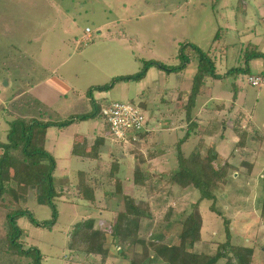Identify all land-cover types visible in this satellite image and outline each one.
Instances as JSON below:
<instances>
[{
	"label": "rangeland",
	"instance_id": "1",
	"mask_svg": "<svg viewBox=\"0 0 264 264\" xmlns=\"http://www.w3.org/2000/svg\"><path fill=\"white\" fill-rule=\"evenodd\" d=\"M87 27L91 32L86 31ZM185 43L210 52L225 101L236 100L232 97L237 94L238 109L233 113L230 108L225 110L224 119L218 124L219 135L209 143L224 156L235 151L233 162L237 164L241 158L245 159L246 153L255 154L257 162L259 148L264 150V85L253 86L248 77L250 73L264 70V59L252 56L257 50L264 53V0H0V72L6 71L12 82L10 87H4V81H0L2 99L8 102L5 107L55 122L93 113L80 126L75 124L64 132L55 128L48 130L52 139L57 141L59 136L63 140L56 153L53 174V187L58 193L54 199L56 217L51 205L37 200L34 187H29L26 193L12 192L0 200V264H36L39 254L30 250L34 248L40 252L41 264H130L129 257L111 255L103 263L99 255L74 254L68 247L71 234L82 222L91 221L97 227L110 228L117 212L125 207L124 192L137 199L144 197L149 203L150 217L141 220V237L175 243L183 223L191 224L195 220L200 236L195 251L215 252L227 240L228 229L234 244L254 247L253 264H264L260 198L264 190V151L257 164V190L252 186L241 196L255 199L254 202L248 199L242 205L249 206V211L254 210V215L248 218L236 217L235 201L224 198V186L228 184L214 186V199L200 200L198 188L182 189L169 183V177L177 170L178 150L171 146L170 155L163 156L170 161L160 159L155 165L161 146L151 133L137 151L132 144L114 141L106 163L88 168L86 173L95 185L93 203L83 198L79 185L75 184L79 181L78 171L89 164L71 158L69 148L73 135L79 129L87 128L94 134L102 128L110 136L99 111L100 104L105 101L139 104L141 95L145 94L152 104L150 107H156L157 91L163 79L151 76L141 85L138 80L119 81L108 90L94 86L111 84L121 74L139 73L147 61L178 65V54ZM198 64L199 59L194 55L188 66L195 68ZM57 66L75 89L52 108L27 90L31 82L49 75ZM151 67L159 71L156 66ZM184 71L174 72L178 74L171 82H176L175 77L182 79ZM189 100L190 97L187 107ZM2 107L0 102V111ZM193 124V128L197 126L194 121ZM233 125L243 130L244 126L248 127L245 150L235 147L238 140ZM203 128L206 132V127ZM195 130L182 146L186 155L195 149L199 140ZM177 134L161 135L160 140L174 145L184 136L182 132ZM139 154L145 158V163L139 165L155 182L156 190L150 198L134 182ZM118 160L115 171L114 163ZM230 172L228 176L234 179L235 170ZM20 208L29 210L36 222L27 215L21 216L17 225L23 235L17 245L10 246L8 214ZM20 247L24 252H18ZM127 254L131 256L130 251ZM217 264H225V260Z\"/></svg>",
	"mask_w": 264,
	"mask_h": 264
},
{
	"label": "trees",
	"instance_id": "2",
	"mask_svg": "<svg viewBox=\"0 0 264 264\" xmlns=\"http://www.w3.org/2000/svg\"><path fill=\"white\" fill-rule=\"evenodd\" d=\"M199 59L200 70L196 74L192 93L189 100V107H192L198 94L201 92L205 77L212 76L219 78L215 71V64L211 59L209 51H203L192 43H185L181 46L178 58L180 63L175 66H168L161 61H147L141 72L132 75H121L114 77L111 84L95 85V89L108 90L116 82L141 80L145 77L151 66H156L168 73L184 70L192 61L193 56ZM253 57L264 59V53L254 52ZM247 71V70H246ZM264 74V73H261ZM91 90V89H90ZM236 95H234V98ZM190 109V108H189ZM98 111V109H97ZM100 111V108H99ZM188 115L190 111H188ZM93 116V113L73 116L65 122H42L31 119L27 124L20 122V141L13 140L12 145H6L0 157V200L12 192L26 193L29 187L35 188L37 200L40 203L49 204L53 207L54 217L57 216V208L54 202L58 194L53 187V174L56 168L55 158L44 149V139L46 129L51 125L64 127L70 125L75 120H85ZM192 125L193 122L191 123ZM193 128V127H192ZM234 126V131L239 137L236 147L244 149L246 146V129ZM145 136L141 135V139ZM190 136L187 132L184 138L179 141L177 162L178 167L169 177V183L180 188L195 187L200 190L203 199H214L212 189L217 184H226L231 169L235 168L228 159L218 164V155L214 154L212 147L208 148L205 154L200 147H196L188 156L181 151V144ZM135 151L141 148L142 140L134 142ZM79 146V144H78ZM77 143L74 144L73 153L78 154ZM76 147V148H75ZM139 164L145 163L143 155L138 156ZM44 159V160H43ZM139 165L135 169V185L141 187L147 198L155 193V182L153 176H147L146 171ZM251 168L249 167V171ZM82 175V173H80ZM84 199L94 202V188L84 182L78 186ZM125 207L119 212L116 220L110 228L96 227L93 222H82L71 234L68 247L74 254H85L87 256L99 255L101 262L105 263L111 255L120 258H128L130 264H217L220 260H225V264H253L254 247L234 244L231 234L227 229V240L222 242L215 252H197L194 246L199 241V231L197 221L193 223L184 222L182 230L178 235V242L167 243L163 241L148 240L140 235L141 220L145 216L150 217L149 203L144 197L137 199L134 196L123 195ZM29 216L34 222L33 214L20 208L14 213L8 214L9 240L10 246L17 245L23 235L18 227V219ZM261 217L264 220V196L261 201ZM189 219V220H190ZM53 223V222H52ZM51 223V224H52ZM40 224V223H37ZM39 254L36 264H41L40 252L37 248L30 249ZM127 251L131 252L128 256ZM18 252H24L20 247ZM28 252V251H27Z\"/></svg>",
	"mask_w": 264,
	"mask_h": 264
},
{
	"label": "crops",
	"instance_id": "3",
	"mask_svg": "<svg viewBox=\"0 0 264 264\" xmlns=\"http://www.w3.org/2000/svg\"><path fill=\"white\" fill-rule=\"evenodd\" d=\"M199 70H200L199 64L195 68H191L187 66L184 71L185 76L180 80L177 77H175L176 82H171L172 78H174V76H177L178 73H174V72L168 73L163 69H159V71L156 72L155 69H153V67L148 69L145 77L139 80V85L145 83L151 76H158L160 81L163 79V83L160 82L159 84L160 87L158 88L157 91L159 99L156 101L158 102V105L156 107H152V108L150 107V105L152 104H150L147 101V97L145 94L141 95L139 104H136L143 110V112L147 117L146 131L143 133L145 136H143L141 140L142 143H145L146 136L150 133L156 136V140L158 139L157 142L161 147L156 153V157L154 159V164L156 165V163H158V160L160 159L164 161L165 160L170 161L169 158H165L163 156L166 154L170 155V152H172L171 146H175V148L178 150L179 141L185 137L188 131H190V135H191V132L196 129L195 132L199 137L196 147H200L203 154L206 153L208 148L212 147L215 150L214 154L218 155V160H217L218 164H221L225 159H228L229 162L235 165V168L231 169V171L235 170L234 172L235 178L231 179V176H228V180L226 183L228 185L224 186L226 188L224 189L223 196L225 199L232 198L231 200L235 201L234 203L236 204L234 206L237 211L235 214L236 217L239 216V218H248L251 215H254V213H252L254 212V210L249 211L250 210L249 206L248 208H245L242 205L248 199L250 200L249 202H254L255 199L253 197L248 199L241 198V196L244 191H247L249 188L251 189L252 186L253 189L256 188L257 190L258 179L256 177V173L259 169V166L257 164L261 162L260 161L261 154L263 153L264 150L262 147L259 148L260 154H257L258 156L257 162L255 161L256 159L255 154L249 156V154L247 155L246 153L245 154L246 157L245 155H243L245 159L241 158L239 164H237L233 162L234 161L233 159L236 158L234 155L236 154L235 151H233L228 156H224L216 150L213 143H209L210 139H212L214 136L216 137L219 135L220 130L218 129L219 126L218 124L223 121L225 110L230 108V112L233 113L238 109L237 94H234L236 95L235 97L236 100L233 99L234 98L233 95L232 97L233 100H231V102L228 103L221 96L222 90L220 87L221 86L220 79L214 78L212 76H206L205 81L202 87L200 88L201 92L198 94L196 98L195 105L192 107V109L191 107H189V105L187 107L188 98L191 97V93H192L193 81ZM49 73L50 74L45 76L44 78L31 82L32 84L28 85L27 91H30V93H34L36 98L39 99L40 102L47 103L50 107L53 108L56 105H58V103L62 100L64 96L68 97L69 95L68 92L74 91L75 88L64 77V75L59 69V66L53 68V70ZM259 73H264V70ZM259 73H250V74H259ZM0 81L1 82L4 81V87H10L12 84L10 78L8 77V73L6 71H3V73L2 71L0 72ZM1 92L2 91L0 89V102L3 105L0 111V157L4 152L5 145H12L14 139L20 141V136H21L20 122H25V124H27L31 119L39 120L42 122H55L53 120L42 119V117L39 118L37 116H34L33 114L22 115L19 114L18 112L11 111L9 107H5V104L8 105V102L5 103L4 98L2 99ZM136 95H138V93H136ZM12 99H14V97ZM12 99H10V101H12ZM108 102L109 101H105L101 103L100 106L105 105ZM188 111H190L189 115H188ZM151 113L152 115H150ZM193 121L197 123V126L194 128H192V124H191ZM56 122L59 123V121ZM85 122L86 120H75L70 125L64 127H59L56 125H51L52 127L49 126L46 129V133H45V139L43 144L44 149L48 151L55 158V160H57L58 157L56 156V153L58 152L59 146L63 140H60L59 136L57 138V141L55 139H52L48 135V130H50L51 128H55L54 130L56 129L58 131L63 130L62 132H64L66 129L74 126L75 124L80 126L82 123ZM188 122L190 123L189 126H187ZM203 126L206 127V132L202 131L204 129ZM221 127L223 128L224 125L222 124ZM244 128L248 129V127L245 126ZM233 130H234V125H233ZM104 131L105 129L100 128V132L99 130H97V132L91 134V132H89L88 129L85 128L84 130L79 129L75 134L73 133L74 135L72 137V143L69 148L71 158H75V159L77 158L83 162L86 161L89 164L86 169L78 171L79 181L77 183L75 182V184L80 185L83 179L86 184L95 187V185L91 183L92 181L90 179L92 178L88 177L86 171H89L88 168L92 169L93 166L95 165L97 166V164L99 165L100 163H104V162L106 163L107 154L109 156L110 153L109 149L112 148L110 144H113L115 141L112 135L110 134V131H107L110 134V136H107ZM178 132L184 133V136L180 137L178 141L174 142V145L172 144V142L168 144L166 143V141L160 140L161 135L163 137L166 136L174 137L175 135H179L177 134ZM221 135L222 137H225V133H222ZM189 137L187 138V140L189 139ZM235 137L237 138V140H239V137L236 135V133H235ZM109 140L112 141L109 142ZM185 142L181 144V151L184 153L185 156H188L189 154L186 155L185 152L182 150V146ZM237 142L238 141H236V145ZM75 143H77V146L79 144V146L77 147L78 154L73 153V148ZM206 143H208V147L206 146L207 145ZM205 147H207V150H205ZM248 153L251 154V151H248ZM118 162L119 160L114 163L115 171L119 167L117 166ZM242 166L248 167V170L244 171ZM138 167H139V163L135 165L134 169ZM177 167H178V162H177ZM249 167L251 168L250 171H249ZM80 173H82V175ZM230 174L231 172L229 173V175ZM217 185L222 186V184H217ZM123 194H125V192ZM257 195L258 194H256V196ZM263 196H264V190L263 193L260 194V198L261 197L263 198ZM107 210H110L111 213H114V210L111 209H107ZM119 212L120 211H118L117 215L114 216L117 217Z\"/></svg>",
	"mask_w": 264,
	"mask_h": 264
},
{
	"label": "built area",
	"instance_id": "4",
	"mask_svg": "<svg viewBox=\"0 0 264 264\" xmlns=\"http://www.w3.org/2000/svg\"><path fill=\"white\" fill-rule=\"evenodd\" d=\"M86 31L91 32V29L87 27ZM248 81L253 86L264 85V74H250ZM100 113L114 140L124 145L140 141L141 135L146 131L147 117L134 103L108 102L100 107Z\"/></svg>",
	"mask_w": 264,
	"mask_h": 264
}]
</instances>
